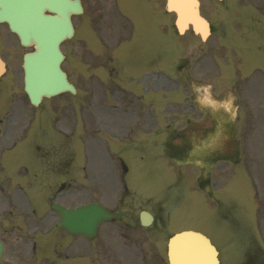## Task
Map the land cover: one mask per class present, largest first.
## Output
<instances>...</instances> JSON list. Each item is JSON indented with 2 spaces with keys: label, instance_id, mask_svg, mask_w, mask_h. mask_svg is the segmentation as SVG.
I'll use <instances>...</instances> for the list:
<instances>
[{
  "label": "flooded vegetation",
  "instance_id": "1",
  "mask_svg": "<svg viewBox=\"0 0 264 264\" xmlns=\"http://www.w3.org/2000/svg\"><path fill=\"white\" fill-rule=\"evenodd\" d=\"M81 1L85 3V0ZM92 2L95 5V0H92ZM141 8L144 10V22L129 14L131 10L135 15H138ZM104 14L106 21L103 26L105 31L107 29L108 39L106 38L105 41L100 42L105 48L106 56H92L90 58L79 56L76 67L79 76H82V69L86 68L85 65H88L92 80L100 81L99 85L103 87L85 90V93H88L90 97V103L84 106L85 109L81 104L77 106L76 129L79 139L82 138L83 134H87L90 138L89 142L95 143L97 141L101 143L104 146L103 154L106 155V158L102 165L101 154L98 159L94 155V150H91L93 160L88 168L83 169L89 188L87 189L86 185L79 182L75 187L76 196L82 198L84 195L89 194L91 199H97L98 195H104L109 204L108 207L120 215L117 218L112 217L99 226L96 234L91 238L95 247L98 241H102L106 246L112 247L108 250L115 254L161 257L165 254L168 237L176 231L172 230L178 227L179 223L173 218L166 221L160 214L161 206L153 204L148 208V211L153 214V220L150 224L143 225L139 217L142 206H137L138 208L130 207L128 201L124 200V192L125 196L128 192L124 177L121 179V190H119L120 194L116 196V199H114L113 192L106 188L107 185H112L113 180L109 172L112 171L111 165L115 159L121 167L122 176L129 173V168L123 163L125 158V152L123 151L129 148L130 143L141 151L150 149L152 156H155L160 138L158 135L152 137L147 135L150 133L158 134L157 131L161 129L171 130L172 137H170L168 131V137L164 139L168 145L170 138L173 139L171 144L173 152H169L171 156H175L181 161L193 160V143L184 141L183 145L176 146L174 139L177 133L186 135L188 128L192 127V118L189 114L192 113V108L195 106L189 95H183L185 99L180 102V109L178 108V102L170 104L166 101V104L162 106V96L155 89L159 85L155 71L152 72L150 69L148 72L143 73L144 80L139 75L134 78V75L147 69L146 60H149L151 64H157V59L151 56L157 54V46L152 44L151 41L144 42L142 45L133 47V56L130 57L131 42L121 40L127 38V34L130 32L134 33L140 29L149 33L162 31L161 0H106ZM78 26L77 22L74 23L75 32ZM155 43H158V41H155ZM253 49H255L253 42L252 44L248 43L246 47L241 42L236 44V72L234 79H229V81H234L233 84H235L234 102L237 105L236 121L239 124L242 118L240 111L247 112L245 109H248L246 106H242V98L255 92L254 87L257 85L255 78L246 79V89L251 93L248 95L243 94L242 73L250 68L255 72L257 60L259 61ZM192 62L181 60L178 69L188 67ZM129 66L136 71L132 75L126 71ZM99 69L105 72L107 79H97L95 77L97 76L96 70ZM210 71L212 70L206 67V73L203 74V77H206L204 79L207 80L210 77ZM151 73L153 74L151 75ZM138 86H141L142 90L138 89ZM145 86L155 89L151 92L153 95L149 97L145 95L143 89ZM251 108L252 102L249 109ZM207 114L209 115V113ZM205 120L199 121L201 128ZM204 135L205 133H203ZM140 156L142 158L145 154H140ZM99 160L101 165L98 162ZM199 168L198 184L203 187L204 184L210 182V177L209 173H204V166ZM173 173L176 177L177 169ZM183 179L185 183L188 178ZM187 183L190 184V182ZM188 190L187 192L190 193L191 186ZM179 192L180 190L177 189L175 195L178 196ZM209 195H212V192ZM180 224L193 225V222L188 221ZM207 226L208 223L206 222L205 227ZM0 228L2 236L7 235L6 230L8 229H2L1 223ZM9 231L11 232L12 228ZM2 241L4 244V257L1 264H16L20 247L15 244L9 248L4 240ZM33 248L34 243L31 248L32 251H34Z\"/></svg>",
  "mask_w": 264,
  "mask_h": 264
},
{
  "label": "rangeland",
  "instance_id": "2",
  "mask_svg": "<svg viewBox=\"0 0 264 264\" xmlns=\"http://www.w3.org/2000/svg\"><path fill=\"white\" fill-rule=\"evenodd\" d=\"M95 2L96 3L94 5L92 0H85V12L83 16H79L78 18L80 26V22L82 21L84 26L88 27V19L90 20L91 16L95 15L97 11L100 12L106 10V0H95ZM201 8L203 13L213 26V33L211 34V36L203 45L199 44L198 38L190 33H187L185 35V38L179 37L178 41L181 42L182 40H186L187 47L185 45L183 50V52H186L185 54H187L188 56L191 54H195L192 60L193 64L191 67L193 78L195 80L200 79L199 81H195V83L198 82L199 89L204 90V83L201 81V76L206 73V67H208L212 71L215 70V76L218 74V66L219 68L222 67L223 69L224 67H228V71L231 73V76H233V73L235 74L236 72V44L238 42H241L242 44H252V42L255 43L257 41V44L261 45L264 42V23H262V19L264 17H260L261 14L264 15V0H201ZM129 14L136 17L138 16L135 15L131 10ZM260 19L261 24L257 23V21H259ZM3 26H0V51L6 58L10 66L9 70L11 76L9 75L6 83L2 85L4 90L0 94V117L2 119L0 121V137L2 138V141L0 142L1 154L4 152V149L8 147V144L9 146L13 144L12 140L8 142L10 133L14 132V136L22 137V133L27 131L26 136H23L21 140L17 141V144L12 146L11 150H6L3 155L7 156V159L15 155H24L30 159H34L36 156L35 151L31 146V141H28L27 135L32 130H38L39 132L36 133V140L41 141L42 144L40 153H43V155L47 157L42 159L39 168H46L47 170L48 168H51L54 170H58L60 167H63V165H58L57 163L52 162V159L49 158L51 156L50 153L55 152L59 155H63L65 151L71 152V149H73L71 153L74 154V111H76V107L79 103H81V106L89 104L90 97L87 96L88 93H85V90L103 87L99 85L100 81L96 82L94 79L92 80L91 77H89L90 79L88 78V73L90 70L86 71L84 68L82 76H79L78 70L76 68L79 55L74 51V46L77 43H80V46L83 50L82 55L84 56V54H86L84 48L87 46L84 45V41L81 38V36H84L86 32H80L73 39L67 40L62 46L67 55L66 61H64L63 63V67L67 72H69L70 78L72 82L77 86V89L81 96H70L65 93L58 94L48 99H43L39 106L34 107L30 105V103L28 102V98L23 91L22 71L20 68L19 60V54L21 53L22 49L19 46L15 36H13L8 31V29ZM257 29L261 30H259L258 32H254V30ZM252 33H255L258 38L255 40H253V38L250 39V35H252ZM160 40L161 43L166 44L163 36ZM161 63H163V61ZM145 64L147 69L144 71H140L139 73L134 75V78L139 75V77L143 79V73L148 72V70L150 69L152 70V72H154L155 67H157L156 65L151 64L149 60H146ZM158 64H160V62ZM256 66L263 67L264 63L257 60ZM152 74L153 73H151V75ZM256 74L257 72H254L252 70H247L242 73L243 94L248 95L249 93H251L247 91L246 84L243 81L251 77L256 78ZM96 75L97 76L95 77H97V79H107L105 72L101 69L96 70ZM10 77H12V79H10ZM2 78H0V84ZM214 80L215 78L211 79L212 82ZM224 82H227V80H225ZM139 88L140 90H142L141 86H138V89ZM189 89H192V86H190ZM262 89L263 85L257 83V85H255L254 87L255 92L251 93V95H248L247 97L244 96L245 98H242V106H246L249 109L251 105V102L249 100L253 99L254 100L252 102V108H255L256 105L257 107L260 105H264V100L262 96L259 95L262 92ZM4 93L5 95L7 94V96L4 97ZM9 106L11 107L6 112ZM9 112L11 114L8 115L7 118L6 115L7 113L9 114ZM262 115V113H259L258 118L262 117ZM56 117H60V120H57ZM242 118H244V115L242 116ZM25 125L27 127L26 129L24 127ZM252 126L254 127V123L252 124ZM33 127H35V129ZM250 127L251 126L244 127L242 126V124H240L238 126L239 130L237 131V133H239L238 138L243 142L242 149L244 159H249L250 148L247 146V144H252V140H254V138L256 137L254 130L255 127L252 129ZM259 143H261V145H259L258 149H256L257 153L261 151L262 155V150H264V134H260ZM90 148L91 150L93 149L96 152L99 150V146L96 142ZM242 149H240L241 152ZM36 153L40 154L39 149H37ZM16 158L26 159L25 157L21 156H17ZM242 161L243 160H241V162ZM46 162H49V165L46 166ZM25 167V165H21L17 162V169H20L21 173H24ZM132 167H136V165L133 164ZM237 169L238 172L240 170L241 172L234 187V191L232 190L231 192L237 197V202L240 210V213L238 215L240 226L244 224L247 233V228L250 225H252L254 230L257 228V225L255 223L258 222V215L259 222L262 223L263 225L261 226L264 227V206L259 207L258 211L256 210L255 198L252 196V186L245 172V168L243 165H239ZM13 170H15V168L11 169V171ZM143 171L144 175L141 174V178H145L148 176L147 169H144ZM155 173L158 177L163 176L158 169ZM258 174L261 178L264 177V168L262 166V163L258 167ZM6 176L8 177L7 170H5V173L2 172V174H0V185L3 187L4 191L3 194L0 193V201H4L6 196H8L9 198H6V201L12 200V203L15 201L18 203L17 220L15 221L16 228L11 232L9 230H6V242H8L9 247L14 246L15 244L22 245L20 248L24 252L23 255L18 256L16 264H59V260L57 258L55 260H53L52 258H47L48 261L45 262L44 257L38 255V250L36 251L34 256L27 255V251L30 249V246H27L24 243V240H26L28 237H26L24 233L20 231V229H24L29 226L30 221L32 222V224L34 222L33 219H30V216L27 214V210L25 209L23 202L20 201L22 200L20 194L15 193L9 189V187L11 186L10 184L17 183L16 177H18V175L16 174L15 178L12 176L13 179L9 177V180L6 178ZM41 179L42 181H40V184L44 186L51 183L48 181L50 178L48 180H44V178L41 177ZM18 183L24 184L25 182L23 181ZM141 185L144 189H147V186L145 185L143 179H141ZM158 185L159 179L155 176H152L148 182V186L156 187ZM260 186H263L262 189H260L259 187L257 188H259V192L260 194L262 192L261 195L263 196L264 185ZM154 193L159 194L160 192ZM30 194V190L24 193L26 197H30ZM166 194L167 196L170 195L169 193ZM187 196L193 199V205L189 207L191 209V212L188 215L183 212V218L188 217V219L192 222H201L203 221V219L205 222L208 219H217L213 213L209 212L210 209L204 206L201 196L198 197L196 193L191 194V192L188 193ZM69 201L72 202L73 200L69 199ZM163 215L165 218L166 211H163ZM36 216H41V214L38 212ZM50 218L53 219L52 216H50ZM252 221H254L255 223H253ZM41 225L42 226L39 228L40 232L49 227V224L47 222H43ZM258 225L260 232L264 234V228L262 229L260 228V224ZM207 231L212 236H218L214 232H222L226 234L230 231V229L226 224L222 223L218 228L208 227ZM212 239L215 245L220 250L221 264H240L239 261L241 256L239 252V242L241 239L235 240L220 237H212ZM84 249L85 247L83 248V251ZM86 254L91 262L86 259L85 264H122V258L127 261L130 259L127 257L114 255V253L108 251L107 246L102 248L98 247L96 249H93L90 253ZM56 255H59L60 257V253L55 252V256ZM63 262H66L65 259H63ZM67 264H70V262L67 261ZM72 264H74V260H72Z\"/></svg>",
  "mask_w": 264,
  "mask_h": 264
},
{
  "label": "water",
  "instance_id": "3",
  "mask_svg": "<svg viewBox=\"0 0 264 264\" xmlns=\"http://www.w3.org/2000/svg\"><path fill=\"white\" fill-rule=\"evenodd\" d=\"M166 5L176 13L179 31L190 25L202 39L206 38L208 23L199 14L198 0H166ZM80 10L79 0H0V22L9 24L22 45L34 47L32 52L23 56L24 90L31 103L36 105L42 96L61 91L73 92L72 85L59 67L62 60L59 43L72 36L70 15ZM2 71L0 59V73ZM56 209L60 214V225L71 232L89 233L95 222L106 216L102 208L93 205L73 210L57 206ZM203 246L214 253L207 239H204ZM195 256L198 255L195 253Z\"/></svg>",
  "mask_w": 264,
  "mask_h": 264
},
{
  "label": "bare ground",
  "instance_id": "4",
  "mask_svg": "<svg viewBox=\"0 0 264 264\" xmlns=\"http://www.w3.org/2000/svg\"><path fill=\"white\" fill-rule=\"evenodd\" d=\"M187 243H188V242H182V241H181L180 244H178V246H177L176 249H179V248H182V247L184 248L185 246H187Z\"/></svg>",
  "mask_w": 264,
  "mask_h": 264
}]
</instances>
